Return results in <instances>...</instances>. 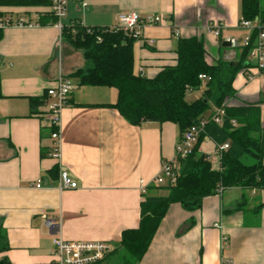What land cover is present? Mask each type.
<instances>
[{"label":"crops","instance_id":"1","mask_svg":"<svg viewBox=\"0 0 264 264\" xmlns=\"http://www.w3.org/2000/svg\"><path fill=\"white\" fill-rule=\"evenodd\" d=\"M65 2L63 26L79 22L113 28L128 12L165 17L134 45L136 72L148 78L175 63L181 38H202L210 64L238 63L243 40L238 44L235 38L249 34L239 29L243 0ZM0 13L32 24L7 28L0 38V234L9 247L0 252V262L53 261L57 230H49L42 215L60 222L66 241L103 242L115 249L125 231L139 227L142 182L148 195L163 196L164 189L152 182L164 162L175 160L180 129L173 123L133 126L106 106L117 101L116 89L79 86L71 75L85 66L82 53L63 41L55 23L41 22L51 6H7L0 7ZM216 25L221 27L219 37L208 30ZM148 39L155 44L147 45ZM225 42L231 46H223ZM250 63L234 82L236 95L230 105H257L264 137V75ZM61 75L72 78L77 87L61 113V156L54 159L43 106L32 112L31 99L43 97ZM205 145L214 152H206ZM200 152L219 169L218 150L209 137ZM55 167L58 177L52 175ZM62 172L79 188L61 190ZM38 181L40 189L34 187ZM139 264H264V190L228 189L207 197L196 211L172 204Z\"/></svg>","mask_w":264,"mask_h":264},{"label":"trees","instance_id":"2","mask_svg":"<svg viewBox=\"0 0 264 264\" xmlns=\"http://www.w3.org/2000/svg\"><path fill=\"white\" fill-rule=\"evenodd\" d=\"M51 2L0 0V7H47L51 6ZM0 17H3L1 13ZM256 18L264 21L262 1L243 0L242 19L254 21ZM41 22L43 25L54 24L57 19L48 13ZM2 35L3 30H0V38ZM61 35L65 43L82 52L86 63L71 77L78 81L79 86L116 89L117 101L106 106L118 110L133 126L173 123L179 127L182 136L189 128L213 115L214 112L208 114L214 107L225 110L223 125L209 122L193 153L187 159L180 160L177 185L162 187L168 192L166 196L143 195L139 227L125 231L117 247V250H124L135 263L124 256L119 264L140 263L172 204H180L187 211H196L207 197L216 195L221 187L224 191L232 188L264 190V137L259 108L251 104L230 105V100L236 95L234 82L238 74L252 66L249 57L256 33L253 34L252 44L242 48L238 63L210 64L202 38H181L175 63L163 67L154 78L136 72L134 45L137 40L123 31L108 27H84L79 22H72L64 25ZM202 75L207 76L208 80H201ZM204 87L201 98L187 101L190 93L201 91ZM45 100L46 93L41 98L31 99L32 112L36 113ZM54 131L55 128L48 129L50 138ZM205 137L215 143L217 150L226 144L229 146L221 153L219 169H214L209 156L200 152ZM52 175L58 177V167L52 170ZM8 250L6 237L1 233L0 252ZM115 255L116 251L111 252L99 264ZM4 263L9 264L5 259Z\"/></svg>","mask_w":264,"mask_h":264},{"label":"built area","instance_id":"3","mask_svg":"<svg viewBox=\"0 0 264 264\" xmlns=\"http://www.w3.org/2000/svg\"><path fill=\"white\" fill-rule=\"evenodd\" d=\"M51 13L57 19L55 25L60 32L63 30L62 20L66 16L65 0H52ZM166 21L161 15H151L147 17L141 16L137 12L123 13L119 16L118 25L111 28L118 31H123L125 34L135 40H142L144 31L147 28H153L162 25ZM29 21L19 19L14 21L9 17H0V30H5L10 27H27L31 26ZM220 25L210 26L208 30L214 36H220ZM239 29L248 31L249 34L243 39L242 48H247L252 44L253 34L256 33L254 47L250 53V60L254 63V68L257 69L259 75H264V21L256 18L254 21L241 20ZM178 33V32H177ZM147 45L152 46L155 40H145ZM250 78V76H249ZM201 80H208L207 76L202 75ZM75 81L67 76L61 75L55 82V85L47 89L46 100L43 105L46 119L48 120L49 128H55L51 138L54 140V149L50 157L60 159L61 156V113L69 105L71 96L76 89ZM225 116L224 109H217L213 115L201 120L198 124L189 128L181 137V140L176 146L175 160L166 161L162 164L161 173L152 182L153 186L157 187H174L180 175V160L187 159L194 151L198 143L199 137L204 133L207 124L214 122L218 125H223ZM236 126V122H232ZM228 144L218 150L219 157L224 150L228 149ZM209 160L211 158L209 157ZM35 188H42V184L38 181ZM61 190H76L79 184L72 180L68 173L60 174ZM148 188L142 182V194L145 195ZM224 189L221 187L217 190V195H222ZM45 226L49 230H57L53 238L54 254L53 261L50 264H99L108 254L113 251L111 245L103 242H70L66 241L60 233V222L50 218L47 215H42ZM225 240V239H224Z\"/></svg>","mask_w":264,"mask_h":264},{"label":"rangeland","instance_id":"4","mask_svg":"<svg viewBox=\"0 0 264 264\" xmlns=\"http://www.w3.org/2000/svg\"><path fill=\"white\" fill-rule=\"evenodd\" d=\"M262 1V3L264 4V0H261ZM245 37V35H243V34H239V35H237L236 36V38H235V40L237 41V43L238 44H240L241 42H242V40H243V38ZM69 45V44H68ZM71 46V45H70ZM72 47V46H71ZM73 48V47H72ZM75 49V48H74ZM76 50V49H75ZM82 53V52H81ZM83 61V60H82ZM83 64H84V61H83ZM85 66L83 65V68H84ZM76 72V71H75ZM202 96V94L201 93H198V92H195V93H193V94H189L188 96H187V101H189V102H192V101H195V100H197V99H199L200 97ZM204 148H205V151L206 152H214V147L213 146H209V145H205L204 146ZM162 195L163 196H165V195H167V191L166 190H164L163 191V193H162ZM114 251H116V254L117 255H115L116 257H114V258H110L108 261H106V262H104L103 264H119L120 263V261H121V258H123L124 256H126L132 263H135V261L128 255V254H126L125 253V251L124 250H117V248H115V249H113V251L112 252H114ZM122 256V257H121ZM122 262V261H121Z\"/></svg>","mask_w":264,"mask_h":264},{"label":"water","instance_id":"5","mask_svg":"<svg viewBox=\"0 0 264 264\" xmlns=\"http://www.w3.org/2000/svg\"><path fill=\"white\" fill-rule=\"evenodd\" d=\"M223 46H225V47H230V46H231V43L225 42V43L223 44ZM0 264H5V263H4V261H1Z\"/></svg>","mask_w":264,"mask_h":264}]
</instances>
